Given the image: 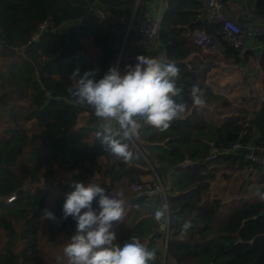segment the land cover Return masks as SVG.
<instances>
[{
    "label": "trees",
    "instance_id": "obj_1",
    "mask_svg": "<svg viewBox=\"0 0 264 264\" xmlns=\"http://www.w3.org/2000/svg\"><path fill=\"white\" fill-rule=\"evenodd\" d=\"M152 1L0 0V58L10 60L0 71V264H42L37 248L42 226L50 246L64 249L76 231L71 217L62 219L73 180L97 184L124 199V218L113 228L116 242L138 237L156 251V260L150 264L163 263L164 232L146 238L142 230L151 218L152 190L159 184L169 217L165 264H264V189L255 197L238 198L227 213L222 198H210L215 171L253 165L220 151L232 141L264 147V101L260 110H246L216 94L211 83L212 71L220 63L244 67L253 59L264 91V32L259 27H243L259 32L255 43L260 45L243 60L220 34L221 23L208 19L200 0H166L158 31L159 42L166 46L162 62L173 61L179 67L177 86L183 89L182 99L189 108L164 132L144 126L139 137L129 142L131 161L104 150L96 137L103 122L68 91L76 82L72 71L79 69L81 75L97 71L99 79L116 66L120 33L134 14L133 25H137ZM252 11L263 20L264 0H255ZM48 20L57 29L32 41L39 25ZM196 30L216 39L220 49L198 46L190 35ZM85 41L100 50L99 58L88 54ZM133 49L136 56L146 55L142 43ZM136 62L135 57L128 65ZM193 85L204 91L203 109L192 105L189 90ZM85 112L90 113L87 124L76 128ZM12 165H22L20 178L9 171ZM253 166L263 180L264 169ZM42 179L45 183L35 193L27 190ZM133 185H140L139 193L148 195L137 198ZM14 194L17 201L6 205V197ZM44 209L57 220H45ZM186 222L191 227L185 231Z\"/></svg>",
    "mask_w": 264,
    "mask_h": 264
},
{
    "label": "clouds",
    "instance_id": "obj_2",
    "mask_svg": "<svg viewBox=\"0 0 264 264\" xmlns=\"http://www.w3.org/2000/svg\"><path fill=\"white\" fill-rule=\"evenodd\" d=\"M136 61L134 66H125L123 73L110 66L99 79L97 71L81 75L76 69L72 71L76 82L68 89L77 103L87 105L103 121V130L96 137L104 150L125 162L133 158L129 142L139 137L144 126L164 132L189 108L182 99L183 89L177 86L180 69L175 62L145 55H138ZM189 96L196 109L206 107L204 91L198 85L191 87ZM69 187L74 190L66 194L62 209V219L71 217L76 223L75 234L63 249L69 264H150L156 260V251L149 250L138 237L123 244L116 242L113 228L124 218V199L97 184L73 180ZM43 211L45 220H57L48 209ZM167 212V205L157 209L156 221H166ZM190 227L186 222L183 230Z\"/></svg>",
    "mask_w": 264,
    "mask_h": 264
},
{
    "label": "crops",
    "instance_id": "obj_3",
    "mask_svg": "<svg viewBox=\"0 0 264 264\" xmlns=\"http://www.w3.org/2000/svg\"><path fill=\"white\" fill-rule=\"evenodd\" d=\"M242 2V0H232L230 5H226L224 9V13L227 17L232 18L236 20L237 22L244 23L245 26H257L260 28L259 31L264 32V19L263 20H246L241 13L237 10V7ZM166 8V0H153L150 2L147 11L138 18V24L135 25V27L139 26L145 15H155L158 11H162V14L164 12V9ZM101 14V13H100ZM103 15V14H102ZM104 17V15H103ZM250 22L257 23V24H250ZM133 24V22H132ZM132 26V25H131ZM135 27L131 30L135 29ZM130 33V32H129ZM132 41H135L133 39V36L131 39H128V35L126 36L125 40L122 41V47L119 59L117 61L116 66L119 67L121 61L123 60L125 62V66L128 65V62L134 61L136 56V51L133 49L134 46L140 45L141 43L138 41H135L133 45L130 43ZM85 47L88 52V54L94 58L97 59L100 56V50L93 47L91 41H85ZM143 44V43H142ZM147 52V57L150 58H156L160 60L161 62L165 59L166 56V46L161 44L159 40L157 39L155 42H152L150 44H144ZM208 50V49H206ZM128 53L129 51L133 53V55L126 56L124 59L121 58V54L123 52ZM215 51V50H210ZM217 51V50H216ZM10 60L6 58H0V71H5L8 63ZM125 66H123L122 69H125ZM257 63L256 60H251L248 64H246L244 67H234L231 63H220V66L218 70L214 69L212 71V74H214L213 79L211 81L214 91L216 94L223 96L232 103L235 100H242L244 99L246 102L245 104L248 105L249 109L251 111H258L261 109L263 101H264V91L262 87L261 82V76L258 75L257 77H254L253 72L257 71ZM124 71V70H123ZM1 84V79H0ZM0 94H1V88H0ZM90 117L89 112H85L81 114L78 118L77 126L81 127L87 124ZM92 141V140H90ZM9 171L14 174L15 177L20 178L23 174V167L22 165H12L8 167ZM44 180L42 179L39 183H33L30 184L27 188L32 194L35 193V191L42 187L44 185ZM108 183V182H107ZM134 191L133 189H131ZM138 194H141L138 192ZM146 194V193H145ZM148 194H146L147 196ZM151 203L150 205V221L146 223L142 230L145 232L146 238L154 233L157 232H164V238L165 240L162 242L160 249L163 250L166 242V228H163L164 222L158 223L155 219V212L157 209L162 208L166 205V199L161 193H153L151 194ZM7 197L5 199V204L10 205L6 203ZM126 210V207H125ZM49 238L47 232L45 231L44 227L42 226L39 233H38V245L37 248L40 251V258L42 259V264H69L67 257L64 255L63 250H59L53 246H50L49 244ZM55 241V240H54ZM56 242V241H55ZM48 248H46V246ZM44 252L49 254H45ZM164 254V251H163ZM173 264V263H170Z\"/></svg>",
    "mask_w": 264,
    "mask_h": 264
},
{
    "label": "built area",
    "instance_id": "obj_4",
    "mask_svg": "<svg viewBox=\"0 0 264 264\" xmlns=\"http://www.w3.org/2000/svg\"><path fill=\"white\" fill-rule=\"evenodd\" d=\"M204 9L206 11L207 17L210 21L221 23L220 34H223L231 45L236 48L240 58L245 60L246 54L249 50L257 51L260 48L259 44L255 43V39L258 37L259 32L254 29L243 28L244 23L237 22L236 20L229 18L225 15L224 9L226 5H230L232 0H200ZM255 0H242V2L237 7L239 13L248 20H256L257 16L252 11V6ZM162 16V11H158L155 15H145L142 23L135 27L132 31V36L135 41L143 44H150L158 39V31L160 26V19ZM99 17L103 19V15L99 14ZM56 30L54 24L48 20L41 23L32 36V41H36L40 35L48 30ZM192 40L198 45L208 50H219L220 43L205 34V32L196 30L191 34ZM254 77L260 75L259 70L253 72ZM93 115L94 111L92 110ZM96 117V116H95ZM97 118V117H96ZM101 121V120H100ZM103 122V121H102ZM221 155L228 156H241L243 160L247 163L258 165L264 169V147L255 145L252 143L244 144L241 141H232L227 149L219 152ZM132 189L135 192H141L142 187L140 185H133ZM71 192V191H70ZM153 193H161L164 196L162 186L156 185L152 190ZM115 196L113 192L109 193ZM17 201L16 195H11L7 197L6 203L11 204ZM169 225V220L164 221V227ZM164 264V263H162Z\"/></svg>",
    "mask_w": 264,
    "mask_h": 264
},
{
    "label": "rangeland",
    "instance_id": "obj_5",
    "mask_svg": "<svg viewBox=\"0 0 264 264\" xmlns=\"http://www.w3.org/2000/svg\"><path fill=\"white\" fill-rule=\"evenodd\" d=\"M131 22V21H130ZM130 22L127 26V28L120 33L119 37H121V40H125L128 29L130 30V33L128 34V39H131V30L135 27L133 24L130 27ZM258 23V22H257ZM250 22V24H257ZM130 27V28H129ZM133 53L130 51L126 53L125 51L121 54V58L124 59V57L132 56ZM123 62V60L121 61ZM121 72L123 73L121 65L118 67ZM247 101V100H246ZM244 99L242 100H235L233 101L234 105L236 106H242L246 108V110L251 111L248 107V105L245 104L246 102ZM232 102V101H231ZM215 180L212 184V189L210 192V198L214 197H220L222 198L226 203V212H229V206L233 207L238 201V198L243 197H250L256 195L258 191L261 189H264V179L261 180V173L260 170L253 166V165H246L244 167H241L239 165L233 167V168H219L218 171H215ZM135 192V191H134ZM115 197L117 195L115 194ZM118 198V197H117ZM167 203V202H165ZM167 205V204H166ZM224 215V214H223ZM168 219V217H167ZM169 220V219H168ZM19 245V244H18ZM46 248L47 245H45ZM165 246L162 250L164 251ZM47 254L44 252V255ZM49 255V254H47Z\"/></svg>",
    "mask_w": 264,
    "mask_h": 264
},
{
    "label": "water",
    "instance_id": "obj_6",
    "mask_svg": "<svg viewBox=\"0 0 264 264\" xmlns=\"http://www.w3.org/2000/svg\"><path fill=\"white\" fill-rule=\"evenodd\" d=\"M139 1V0H138ZM135 15V14H134ZM134 15H133V17H132V20H131V22H130V27H131V25H132V22H133V19H134ZM129 27V28H130ZM129 32H130V30L128 29V33H127V35L129 34ZM135 43V41H132L130 44L131 45H133ZM163 193H164V190H163ZM146 196V194L145 193H141V194H139L138 195V197L137 198H141V197H145ZM164 197H165V193H164ZM166 199V198H165ZM135 200V199H134ZM167 217H168V215H167ZM168 219H169V217H168ZM163 228H166V233H167V237H166V242H165V249H164V254H163V263L165 264V262H166V245H167V239H168V235H169V225L167 226V227H164L163 226Z\"/></svg>",
    "mask_w": 264,
    "mask_h": 264
}]
</instances>
